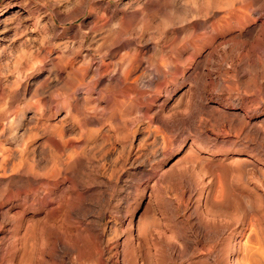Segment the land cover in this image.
I'll return each instance as SVG.
<instances>
[{"label": "rangeland", "instance_id": "obj_1", "mask_svg": "<svg viewBox=\"0 0 264 264\" xmlns=\"http://www.w3.org/2000/svg\"><path fill=\"white\" fill-rule=\"evenodd\" d=\"M244 110L260 137L232 117ZM192 114L209 141L176 133L171 122ZM261 118L264 0H0V159L50 176L52 189L42 210L8 215L0 237L24 239L16 264L22 252L31 264H121L139 225L149 264H264ZM1 174L0 189L12 176Z\"/></svg>", "mask_w": 264, "mask_h": 264}, {"label": "bare ground", "instance_id": "obj_2", "mask_svg": "<svg viewBox=\"0 0 264 264\" xmlns=\"http://www.w3.org/2000/svg\"><path fill=\"white\" fill-rule=\"evenodd\" d=\"M243 24V23H242ZM241 25V24H240ZM229 25H228V23H226V22H224V25H223V27H225V28H227ZM221 27H222V25H221ZM242 28H244V27H242ZM241 28V29H242ZM255 30V29H254ZM253 31V30H252ZM180 32V31H179ZM214 33V32H213ZM215 34V33H214ZM219 35H220V32L218 33ZM216 35V34H215ZM217 36V35H216ZM215 36V37H216ZM214 37V38H215ZM228 37V36H227ZM202 38V37H201ZM204 38V37H203ZM212 38H210V43H208L209 44V46L212 44V40H211ZM199 40V39H198ZM206 40H208L207 38H206ZM197 41V40H196ZM200 41H201V39H200ZM199 41V42H200ZM209 41V40H208ZM217 41V40H216ZM207 42V41H206ZM213 42H214V40H213ZM204 45V44H203ZM228 45V44H227ZM206 47V46H205ZM211 47V46H210ZM202 48V47H201ZM199 51H201L200 49H198ZM198 50H197V52H198ZM192 52H193V50H192ZM213 52V51H212ZM191 54V53H190ZM190 56H192V55H190ZM199 57V56H198ZM202 57V56H201ZM127 58V57H126ZM191 58H195L194 56H192ZM198 59V58H197ZM125 62V61H124ZM198 62V61H197ZM196 62V63H197ZM200 66V65H199ZM199 66H197V67H199ZM202 66V65H201ZM200 66V67H201ZM197 67H196V69L195 70H197ZM200 67H199V69H200ZM202 69H203V67H202ZM198 71V70H197ZM196 71V72H197ZM197 74V73H196ZM199 74V73H198ZM203 74V73H202ZM129 75V72H126V76H128ZM203 76H204V74H203ZM197 77V76H196ZM127 78V77H126ZM132 82H134V80L132 79ZM261 82V81H260ZM260 82H257L256 84L257 85H259V83ZM127 83V82H126ZM137 83V82H136ZM200 83V82H199ZM196 85H199V84H196ZM260 85H261V83H260ZM163 86V85H162ZM164 88V87H163ZM195 89V88H194ZM119 91V90H118ZM121 95V94H120ZM148 96V95H147ZM183 97V96H182ZM194 97H196V96H194ZM199 99H201L200 97H199ZM203 99V98H202ZM206 100H207V98H206ZM203 104V103H202ZM208 104V103H207ZM198 105H199V103H198ZM206 105V104H205ZM193 106H195L194 104H193ZM199 106H201V105H199ZM202 107L204 108L205 106L204 105H202ZM209 107V106H208ZM195 109L197 108V107H194ZM195 109H193L194 110V112H195ZM206 109V108H205ZM216 109L217 108H214V110L216 111ZM250 109V108H249ZM172 110V109H171ZM201 110H202V108H201ZM243 110V109H242ZM149 111V110H148ZM173 111V110H172ZM176 111V110H175ZM175 111H173V112H175ZM204 111V110H203ZM245 112H243V113H241V116H238V115H236V114H232V117H235L236 119H239V120H241V123H242V125L241 126H243L244 127V129L247 131V132H250V133H252L254 136H256V137H260L261 136V133L259 132V127H257V126H255V125H251V121H249L247 118H246V115L248 114H246V110H244ZM171 112V111H170ZM169 112V113H170ZM173 112H171V114H174ZM199 112V111H198ZM217 112V111H216ZM218 112H221V110L219 111L218 110ZM176 114H177V112H175ZM179 113V112H178ZM197 113V112H196ZM207 113H209V112H206V114ZM227 113H229V112H227ZM226 113V114H227ZM237 113V112H236ZM238 113H240V112H238ZM155 114H157L156 112H155ZM160 114V113H159ZM182 114V113H181ZM201 114H202V111H201ZM203 114H205V112H203ZM205 114V115H206ZM210 114V113H209ZM213 114V113H212ZM220 114V113H219ZM219 114H217V115H219ZM225 114V113H224ZM223 114V115H224ZM231 114V113H230ZM161 115V114H160ZM216 115V114H215ZM214 115V116H215ZM216 115V116H217ZM168 116V115H167ZM166 116V117H167ZM175 116V115H174ZM176 116H178V115H176ZM175 116V117H176ZM179 116H180V114H179ZM178 116V117H179ZM183 116V115H182ZM195 114H192V116H190V117H187V118H176V121H174V122H171V123H173L172 125H179L181 128L178 130V132H176V133H178L179 134V136L180 137H182V138H187V137H192L193 139H194V141H202V143H203V141L204 140H206V142L207 141H209L210 140V137H209V133L208 134H206L205 132H204V128H203V125L205 124V123H203V121L202 120H197L195 117ZM210 116V115H209ZM220 116V115H219ZM219 116H217V117H219ZM225 116V115H224ZM228 116V115H227ZM227 116H225V118L227 117ZM230 116V115H229ZM163 117H165V116H163ZM165 117V118H166ZM194 117V118H193ZM248 117V116H247ZM154 118V117H153ZM158 118V117H157ZM162 117H160V119H161ZM168 118V117H167ZM170 118V117H169ZM172 118V117H171ZM170 118V119H171ZM211 118V117H210ZM230 118V117H229ZM159 119V118H158ZM157 119V120H158ZM228 119V118H227ZM231 119V118H230ZM262 119V118H261ZM151 121H152V119H150ZM163 120H165V119H162V121L161 122H159L161 125L162 124H164L163 123ZM218 122H219V119H216ZM30 121V120H29ZM154 121V120H153ZM171 121V120H170ZM173 121V120H172ZM218 122L216 123V124H214V125H217L218 124ZM224 122V121H223ZM258 122V121H257ZM260 122H264V119H262V120H260ZM156 123H158L157 121H156ZM209 123V122H208ZM226 123V122H225ZM28 124V123H27ZM26 124V125H27ZM168 124H170L169 122H168ZM220 124H221V122H220ZM220 124L218 125V126H220ZM227 124V123H226ZM260 124V123H259ZM156 125V124H155ZM158 125V124H157ZM160 125V126H161ZM171 125V124H170ZM207 125V124H206ZM231 125V124H230ZM236 125V124H235ZM164 126V128H166L165 127V125H163ZM178 126V127H179ZM213 126V125H212ZM211 126V127H212ZM240 126V125H239ZM240 126V127H241ZM260 126V125H259ZM171 127V126H170ZM214 127V126H213ZM217 127V126H216ZM262 127V126H261ZM169 128V127H168ZM168 128H167V131L166 132H168L169 130H168ZM16 129V128H15ZM159 129H161V128H159ZM173 130H174V128H172ZM177 129V128H176ZM175 129V130H176ZM244 129L242 130V131H244ZM261 129V128H260ZM161 130H163V129H161ZM165 130V129H164ZM172 130V132H174ZM218 130H220V129H218ZM217 130V131H218ZM240 130V129H239ZM239 130H238V132H239ZM262 130V129H261ZM206 131V130H205ZM211 131H214L213 129L211 130ZM170 132V131H169ZM215 132H216V129H215ZM175 133V134H176ZM214 132H212V134H213ZM239 134L240 133H238V136H239ZM208 135V136H207ZM214 135V134H213ZM212 135V136H213ZM211 136V135H210ZM237 136V135H236ZM244 136H245V134H244ZM214 137H216V136H214ZM264 137V136H263ZM175 138H178V137H175ZM174 139V138H173ZM213 139L214 138H211V140L213 141ZM237 139V138H236ZM261 139H263V138H261ZM178 140V139H177ZM217 140V139H216ZM224 140V139H223ZM260 140V139H259ZM178 141H180V140H178ZM182 141H184V139L182 140ZM236 140H234V143H236L235 142ZM262 141V140H261ZM264 141V140H263ZM172 142V141H171ZM192 142V141H191ZM228 142V141H227ZM238 142V141H237ZM212 142H210L209 143V145L211 144ZM219 143V142H218ZM223 143H225V141L223 142ZM231 143L233 144V142H232V140H231ZM231 143H229V144H231ZM263 143V142H262ZM190 145H191V143H189ZM198 144H200V143H198ZM205 144V143H204ZM214 144V143H213ZM222 144V143H221ZM250 144V143H249ZM188 146V149L191 147V146ZM202 145V144H201ZM208 145V146H209ZM219 145V144H218ZM205 146H207L206 144H205ZM195 147V146H194ZM213 147V146H212ZM193 148V147H192ZM198 148V147H197ZM216 148V147H215ZM205 149V148H204ZM213 149V148H212ZM211 149V150H212ZM217 149V148H216ZM190 150V149H189ZM208 150V149H207ZM3 151V150H2ZM188 151V150H187ZM210 151V150H209ZM215 151V150H214ZM197 152V151H196ZM2 153H4V151L3 152H1V155H2ZM189 153V152H188ZM191 154V156L193 155L192 153H194V152H192V149H191V152H190ZM198 153V152H197ZM210 153H211V151H210ZM187 154V153H186ZM188 155V154H187ZM189 155V156H190ZM185 157V156H184ZM2 159H0V168H1V175H5L6 176V173L8 172V173H10L12 176H11V178L8 180V178L10 177H8L7 178V180H8V182H6V183H3V185H2V187H1V189H0V226L2 225V223H5V222H7V220H6V218L8 217V215L10 216V214L11 215H22V213H23V207L25 208V206L24 205H28V206H30V207H32L31 209H34L35 207H37V209H39V208H41V210H42V207H44L45 205H47L48 204V201L46 200L47 199V197H48V192L50 191V176L49 177H47V178H44V179H41V177L40 178H38L36 175H34V173L32 172V170H34V169H31V168H29V167H21L20 165H16V164H10L11 166L9 167V166H7V164H8V162H7V159L6 158H8V156H2L1 157ZM186 158V157H185ZM188 158H190L189 160H191V158L192 157H188ZM201 159V158H200ZM200 159H198V157H197V159L195 158V160H200ZM232 159V158H231ZM234 159V158H233ZM236 159V158H235ZM245 159V158H244ZM185 160V159H184ZM186 160H188V159H186ZM185 160V161H186ZM194 160V161H195ZM204 160V159H203ZM207 160V159H206ZM205 160V161H206ZM236 161V163H238L237 162V160H235ZM234 161V162H235ZM190 162H192V160L190 161ZM50 163V162H49ZM193 163V162H192ZM202 163V162H201ZM200 163V165H202ZM206 163V162H205ZM242 163H245V162H242ZM34 164V163H33ZM48 164V163H47ZM195 165H196V163H194ZM199 164V163H198ZM204 164V163H203ZM232 164H234V163H232ZM232 164H231V166H232ZM239 164V163H238ZM50 165V164H49ZM64 165H65V163H64ZM211 165H213L212 163H211ZM241 165V164H240ZM33 166H35V165H33ZM208 166V165H207ZM230 166V165H229ZM239 166V165H238ZM243 166V165H242ZM201 167H203V166H201ZM240 167V166H239ZM36 168V167H35ZM40 167H38V169H39ZM213 168V170H216V168H218V166H214V167H212ZM7 169H8V171H7ZM43 169V168H42ZM46 169V168H45ZM203 169H204V167H203ZM233 169H234V167H233ZM236 169L237 168H235V170L234 171H236ZM240 169V168H239ZM204 170H206V169H204ZM203 170V171H204ZM229 170H230V168H229ZM62 171V170H61ZM40 172V171H39ZM204 172H206V171H204ZM231 172H232V168H231ZM230 172V173H231ZM42 173V172H41ZM59 174H60V172H58ZM160 173V172H159ZM208 173H209V171H208ZM40 174V173H39ZM17 175H19V177L17 176ZM13 176H15V177H13ZM60 176V175H59ZM13 177V178H12ZM63 177V176H62ZM6 179V178H5ZM58 179V178H57ZM6 181V180H5ZM54 181V180H53ZM63 181V180H62ZM68 182V181H67ZM228 183V182H227ZM69 184V183H68ZM1 185V184H0ZM152 186H154V185H152ZM206 186V185H205ZM211 188V187H210ZM52 190V189H51ZM39 191H41V193H45V194H43V196H41V198H39L40 197V194H39ZM54 192V191H53ZM194 192V191H193ZM55 194V193H54ZM74 194V193H73ZM151 195H152V193H151ZM150 195H148V197H149ZM154 195H152V197H153ZM59 198V197H58ZM73 198V197H72ZM149 198H151V197H149ZM148 198V200H147V203L145 204L146 206H145V208H143V210H145L144 211V213H143V211H142V214L144 215H146L147 213H145L146 212V209H147V211L149 210V207L154 203H152L151 204V200ZM152 199V198H151ZM154 199H155V196H154ZM50 200V199H49ZM63 200V199H62ZM70 200V199H69ZM67 201V200H66ZM152 201H155V200H152ZM158 201V200H157ZM15 202H17V205H19L18 203H21L19 206H20V209H19V211L18 212H16V211H14V208H15V206H14V203ZM54 203H56V202H54ZM58 203H59V201H58ZM58 203H56V204H58ZM66 203V202H65ZM69 203V202H68ZM83 203V202H82ZM81 203V204H82ZM5 204H7L8 206H7V208H5V209H3L4 208V206H6ZM80 204V205H81ZM150 204V205H149ZM155 204V203H154ZM157 204V203H156ZM149 205V206H148ZM158 205V204H157ZM157 205H154V207L155 206H157ZM57 206V205H56ZM70 206V205H69ZM50 207V206H49ZM48 207V208H49ZM28 208V207H27ZM157 208V207H156ZM36 209V210H37ZM56 209V208H55ZM70 209H73V205H72V207L70 208ZM77 209H78V207H77ZM154 209V208H153ZM158 209H160V208H158ZM151 210V209H150ZM34 211V210H33ZM74 211V210H73ZM73 211H72V213H73ZM152 211V210H151ZM150 211V212H151ZM171 211V210H170ZM32 212V211H31ZM44 212H45V210H44ZM69 212V211H68ZM71 212V211H70ZM156 212V211H155ZM155 212H151V214H152V217L155 215V214H153V213H155ZM159 212H161V211H159ZM25 213V212H24ZM66 213V212H65ZM74 213H76V207H75V211H74ZM73 213V214H74ZM38 214H40V213H38ZM148 214H150V213H148ZM159 214V213H158ZM63 216H64V214H62ZM61 215V216H62ZM143 215H142V217H143ZM160 215V214H159ZM51 216L52 217H54V216H57V213H56V211H52L51 212ZM72 216V215H71ZM74 216V215H73ZM156 216V215H155ZM155 216H154V218H155ZM17 217V216H16ZM21 218V217H20ZM28 218V217H27ZM26 218V219H27ZM38 218V217H37ZM41 218L42 217H40V221H41ZM58 218H60V217H58ZM66 218V217H65ZM15 219H18V218H15ZM153 219V218H152ZM4 220H6L5 222H4ZM14 220V219H13ZM30 220V218L28 219V220H26V222L27 221H29ZM38 220V221H39ZM46 220V219H45ZM18 221H19V219H18ZM21 221V220H20ZM22 221H24V220H22ZM33 221V222H32ZM31 222H27V224L25 223V225H27V229H28V227H30L29 229L30 230H28V232L29 231H31L33 228H34V226H35V223L37 222H35V219H33ZM139 221V220H138ZM140 221H141V218H140ZM139 221V222H140ZM10 222H12V221H10ZM47 222V221H46ZM62 222V221H61ZM16 223V220L14 221V224ZM22 223H24V222H22ZM21 223V224H22ZM38 223V222H37ZM40 223V222H39ZM141 224V226H142V228L144 229L145 227H143V225L142 224H144L143 222H140ZM11 224V223H10ZM16 224H19V223H16ZM50 224H52V223H50ZM4 225V224H3ZM9 225V224H8ZM24 225V227H26ZM28 225H30V226H28ZM37 225H39V224H37ZM48 225H49V223H48ZM52 225H54V227L57 225H55V224H52ZM18 226V225H17ZM16 226V227H17ZM40 226V225H39ZM3 227H5V226H3ZM7 227H10V226H7ZM12 227V226H11ZM140 226L138 225V227H137V229H133V231L136 233V237H134V236H132L133 234V232L132 231H130L131 232V239L130 240H127L125 243H123L122 244V246H123V249L121 250V255H120V261H121V264H149V256H150V254H149V249H148V247H149V244H148V241L146 242L145 240V238H146V236H144V230H139L138 228H139ZM12 228H14V227H12ZM11 228V229H12ZM42 228V224H41V227H39V230H43V229H41ZM44 228V227H43ZM48 228H49V226H48ZM48 228H46L47 230H48ZM57 228V227H56ZM141 228V227H140ZM5 229V228H4ZM7 229V228H6ZM5 229V230H6ZM10 229V228H9ZM23 229V228H22ZM25 229V228H24ZM23 229V233H24V230ZM45 229V230H46ZM50 229V228H49ZM63 229V228H62ZM131 229H132V225H131ZM221 229V228H220ZM4 230V232L1 234V237H0V264H14L15 262H14V260H16L15 259V254H17L18 252H20V249H17L16 248V243H18V241H13L12 242V240H14L13 239V237H12V233L15 231H13L12 232V230H6L5 231ZM17 230V229H16ZM19 230V229H18ZM45 230H43V231H45ZM52 230H53V228H52ZM55 230V229H54ZM57 230V229H56ZM59 230V229H58ZM22 231V230H21ZM142 232V236H141V232ZM218 231H220V230H218ZM222 231V230H221ZM28 232L26 231V233L28 234ZM39 232V231H38ZM46 232V231H45ZM55 232V231H54ZM17 233V232H16ZM15 233V234H16ZM22 233V234H23ZM29 233H32V232H29ZM33 233H34V229H33ZM36 233H37V227H36ZM47 233V232H46ZM51 233V232H50ZM224 233V232H223ZM15 234H14V236H15ZM25 235V237L26 236H29V235ZM35 234V233H34ZM33 234V235H34ZM37 234H39V233H37ZM36 234V235H37ZM87 234V233H86ZM200 234V233H199ZM198 234V235H199ZM47 235H48V233H47ZM56 235V234H55ZM58 235V234H57ZM59 235H60V233H59ZM63 235V234H62ZM65 235V234H64ZM93 235V234H92ZM17 236H18V233H17ZM24 236V235H23ZM43 236H44V234H43ZM49 236V235H48ZM71 236V235H70ZM87 236H88V234H87ZM16 237V236H15ZM19 237H22L21 236V233H20V236ZM30 237H32V236H30ZM30 237H29V240H30ZM35 237V236H34ZM37 237V236H36ZM38 237H39V235H38ZM66 237H68L67 235H66ZM72 237V236H71ZM141 237H145L144 239L145 240H143V238L141 239ZM18 238V237H17ZM22 238H24V237H22ZM27 238V237H26ZM25 238V239H26ZM33 238V237H32ZM47 238V237H46ZM49 238H51V237H49ZM49 238H48V240H49ZM91 238V237H90ZM89 238V239H90ZM21 239V238H20ZM35 239V238H34ZM41 239V238H40ZM45 239V238H44ZM43 239V240H44ZM56 239V238H55ZM63 239V238H62ZM102 239V238H101ZM22 240H24V239H22ZM21 240V241H22ZM58 243H60V241H61V239L58 237ZM71 240H73V239H71ZM85 240H87V238L85 239ZM124 240H126V239H124ZM147 240H149L148 238H147ZM21 241H19V242H21ZM33 241V240H32ZM50 241V240H49ZM48 241V242H49ZM24 242V241H23ZM29 242V241H28ZM33 242H37L38 243V240H34ZM32 242V243H33ZM55 241H53V243H54ZM87 242V241H86ZM85 242V243H86ZM100 242H101V240H100ZM123 242V241H122ZM27 243V242H26ZM35 243H33V244H35ZM36 243V244H37ZM41 243V242H40ZM57 243V244H58ZM93 243V242H92ZM119 243V242H118ZM116 244V245H119V244ZM24 245H26L27 246V244H25V243H23ZM36 244L35 245H33L34 247L36 246ZM45 244V243H44ZM51 244V243H50ZM57 244H55V245H57ZM83 244V243H82ZM81 244V245H82ZM94 244H96L95 245V250L94 251H96L95 253L98 255V256H100V255H102L103 253H102V249H101V245L99 244V243H94ZM148 244V245H147ZM20 246H22L21 245V243L19 244ZM30 245V244H29ZM28 245V247H30ZM38 245H39V247H40V244L38 243ZM38 245H37V247H38ZM49 245V244H48ZM47 245V246H48ZM62 245V244H61ZM66 245V244H65ZM65 245H64V247H65ZM84 245V244H83ZM53 246V245H52ZM60 246V245H59ZM67 246V245H66ZM74 246V245H73ZM80 246V245H79ZM78 246V247H79ZM126 246H129V248L131 249V251H130V253L129 254H127L126 253ZM175 246V245H174ZM171 247L170 249H169V251H170V254L171 255H174L175 253H176V248L175 247ZM25 247V246H24ZM54 247V246H53ZM53 247H51V249H50V251H52V248ZM64 247H61V249L62 248H64ZM90 247V246H89ZM9 248V250L8 251H10V256L8 257V260H6V256H4V253L6 252V250ZM22 248H23V246H22ZM59 248V247H58ZM122 248V247H121ZM150 249H151V247H149ZM24 249V248H23ZM49 249V248H48ZM54 249V248H53ZM117 249V248H116ZM39 250V249H38ZM43 250V249H42ZM41 250V251H42ZM55 250H57V249H55ZM64 250V249H63ZM104 250V249H103ZM117 250H119V249H117ZM33 251H34V248H33ZM40 251V250H39ZM58 252H60L59 251V249L57 250ZM79 251V250H78ZM77 251V253H79ZM83 251V250H82ZM82 251L80 252V253H82ZM92 251V250H91ZM90 251V252H91ZM127 251H128V249H127ZM35 252V251H34ZM56 251H54L53 253H55ZM88 252V251H87ZM178 252V251H177ZM8 253V252H7ZM35 253H37V252H35ZM35 253H32V254H34V255H36ZM47 253V252H46ZM57 253V252H56ZM55 253V254H56ZM64 253V252H63ZM62 253V254H63ZM38 254V253H37ZM39 254H40V252H39ZM42 254V253H41ZM41 254L39 255V256H41ZM43 254H44V251H43ZM42 254V255H43ZM51 254V253H50ZM86 254V253H85ZM85 254H83V255H85ZM91 254H93V251L91 252ZM90 254V255H91ZM18 255V254H17ZM16 255V256H17ZM19 255H20V253H19ZM54 255V254H53ZM57 255H59V254H56V255H54V257L55 256H57ZM82 255V256H83ZM89 255V254H88ZM88 255H86V256H88ZM89 255V256H90ZM97 255H96V257H97ZM37 256V255H36ZM51 256V255H50ZM60 256V255H59ZM78 256H80V255H78ZM85 256V257H86ZM93 256V255H92ZM116 256H118V255H116ZM54 257H52L51 256V258L50 259H52V260H54ZM94 257H95V255H94ZM174 257H176V256H174ZM34 258V257H33ZM38 258V257H37ZM43 256H42V259H41V257L39 258V259H41L42 261H43ZM49 258V257H48ZM55 258H58V257H55ZM77 259H78V257H76ZM80 258H83V257H80ZM91 258V257H90ZM26 259V260H25ZM36 258H34V260H35ZM61 259H62V257H61ZM95 259H97V258H95ZM18 260V259H17ZM38 260V259H37ZM40 260V261H41ZM44 260H45V258H44ZM57 260V262H58V259H56ZM59 260H60V257H59ZM80 260V259H79ZM83 260H85V258L83 259ZM88 260H90V259H88ZM92 260V259H91ZM100 260H102V259H100ZM48 261V260H47ZM45 262L46 264L48 263V262ZM86 261V260H85ZM115 261H117V259L115 260ZM23 262H28V264L30 263H33V259H31V256H27L26 257V255H25V253L24 252H22L21 253V256H20V258H19V260H18V263L19 264H22ZM44 262V261H43ZM89 262V261H88ZM94 262H96L95 260H94ZM151 262V261H150ZM38 263H39V261H38ZM90 263V262H89ZM16 264V263H15ZM34 264H36V263H34ZM50 264V263H49ZM58 264V263H57ZM92 264H94L93 262H92ZM97 264H100V261H99V259H98V263ZM120 264V263H119Z\"/></svg>", "mask_w": 264, "mask_h": 264}]
</instances>
